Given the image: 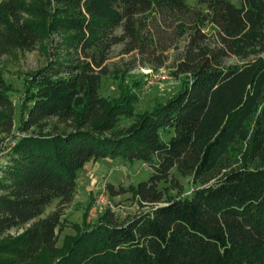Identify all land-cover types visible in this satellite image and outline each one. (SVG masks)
Returning <instances> with one entry per match:
<instances>
[{
    "label": "trees",
    "instance_id": "obj_1",
    "mask_svg": "<svg viewBox=\"0 0 264 264\" xmlns=\"http://www.w3.org/2000/svg\"><path fill=\"white\" fill-rule=\"evenodd\" d=\"M197 5L0 0V55L57 37L53 58L24 83L18 133L0 165V264H264V0ZM179 41L171 75L180 87L164 102L134 113L140 83L118 75V95H100L113 45L156 69ZM231 56L242 63L227 64ZM11 91L0 74L6 134ZM103 158L146 163L149 177L126 190L152 207L121 224L109 212L85 224V213L58 247L61 206L84 165ZM173 171L199 184L171 196L159 184Z\"/></svg>",
    "mask_w": 264,
    "mask_h": 264
},
{
    "label": "rangeland",
    "instance_id": "obj_2",
    "mask_svg": "<svg viewBox=\"0 0 264 264\" xmlns=\"http://www.w3.org/2000/svg\"><path fill=\"white\" fill-rule=\"evenodd\" d=\"M239 4L241 0H229ZM191 7L197 8V0H185ZM120 29L116 33H120ZM51 40L37 42L31 50L15 49L8 54L0 55V74L12 87L11 97L15 107L14 127L10 134L0 131V165L5 163V152L10 148V141L17 134V123L20 105L24 98V83L28 75L45 66L55 51L56 36ZM184 42L179 41L176 45L164 51L165 61L162 66L154 69L143 64L141 56L134 51L126 53L123 44L113 45L108 52L105 61L107 74L102 77L99 93L106 98L118 95L117 79L115 75L123 76L127 82L138 80L140 85L136 89L138 100L134 104V113L150 110L156 102H164L179 90V81L173 75V65L182 51ZM264 57V50L260 53ZM227 64L242 63L237 57L231 56ZM135 120L132 117H122L117 128H125ZM164 139L168 134L163 135ZM151 168L141 161L123 163L120 159L103 158L87 162L78 173L77 187L71 203L61 206L62 219L67 225L59 234L57 246L62 245L65 236L75 234L71 225L81 226L85 218V224H93L106 212L111 214V219L117 223H125L138 214L149 210L152 205L141 204L138 197L126 190L129 186H136L140 181L146 180L151 174ZM211 180L210 182H212ZM209 182V183H210ZM177 183L180 189L173 184ZM108 184L112 189L108 188ZM199 182L192 175L181 176L173 171V181L160 183L159 187L171 196L189 194ZM180 190V191H178ZM113 193H112V192ZM180 192L182 194H180ZM162 205V204H160ZM57 208V201L49 206L44 216ZM18 230H11L10 235H16Z\"/></svg>",
    "mask_w": 264,
    "mask_h": 264
},
{
    "label": "built area",
    "instance_id": "obj_3",
    "mask_svg": "<svg viewBox=\"0 0 264 264\" xmlns=\"http://www.w3.org/2000/svg\"><path fill=\"white\" fill-rule=\"evenodd\" d=\"M10 143H11V145H13V144L15 143V140L12 139V140L10 141Z\"/></svg>",
    "mask_w": 264,
    "mask_h": 264
}]
</instances>
